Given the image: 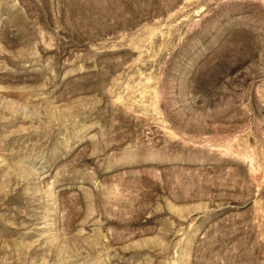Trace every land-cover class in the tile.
Here are the masks:
<instances>
[{
  "label": "rangeland",
  "instance_id": "rangeland-1",
  "mask_svg": "<svg viewBox=\"0 0 264 264\" xmlns=\"http://www.w3.org/2000/svg\"><path fill=\"white\" fill-rule=\"evenodd\" d=\"M0 264H264V0H0Z\"/></svg>",
  "mask_w": 264,
  "mask_h": 264
}]
</instances>
